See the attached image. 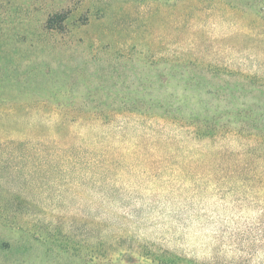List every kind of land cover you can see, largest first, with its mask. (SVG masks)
I'll list each match as a JSON object with an SVG mask.
<instances>
[{"label":"rangeland","instance_id":"rangeland-1","mask_svg":"<svg viewBox=\"0 0 264 264\" xmlns=\"http://www.w3.org/2000/svg\"><path fill=\"white\" fill-rule=\"evenodd\" d=\"M0 264H264V0H0Z\"/></svg>","mask_w":264,"mask_h":264},{"label":"trees","instance_id":"trees-1","mask_svg":"<svg viewBox=\"0 0 264 264\" xmlns=\"http://www.w3.org/2000/svg\"><path fill=\"white\" fill-rule=\"evenodd\" d=\"M55 17L61 18V21L63 22L65 20V14L60 12V13H53L51 15H49L48 19H47V27L48 28H55L56 24V20Z\"/></svg>","mask_w":264,"mask_h":264}]
</instances>
